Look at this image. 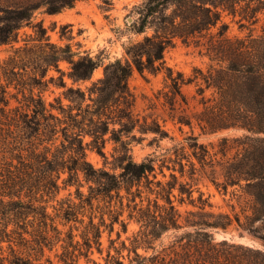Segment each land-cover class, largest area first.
<instances>
[{"label": "trees", "instance_id": "16d2710c", "mask_svg": "<svg viewBox=\"0 0 264 264\" xmlns=\"http://www.w3.org/2000/svg\"><path fill=\"white\" fill-rule=\"evenodd\" d=\"M77 1L0 0V45L14 48L0 64V79L5 81L0 82V264H34L30 254L19 249H36L42 256L44 247L51 249L59 241L63 242L61 264H82L81 257L83 264L233 262L232 253L217 246L236 244L226 238L216 241L213 235L215 230L231 228L264 246V0H141L133 5L128 24L141 38L129 41L125 58L108 62L104 75L84 88L80 84L91 79L100 60L73 50L70 44L51 43L42 20L34 22L37 11L54 14ZM231 23L237 25L236 33H231ZM23 27L33 33L15 46ZM177 41L198 48L208 59L206 68L194 67L185 75L168 66L164 52ZM61 61L69 64L67 75L73 85L64 80ZM17 68L30 70L25 81L16 76ZM51 68L61 75L46 78ZM134 70L142 75L163 74L166 90H159L156 97L163 96L162 104L168 106L170 119L179 129L190 128L187 146L175 144L165 153L152 152L140 160L133 157L134 129L141 135L153 134L152 140L168 137L158 118L148 121L144 116L141 121L133 112L135 96L128 79ZM49 83L65 88L67 103L60 96L47 102L41 90L34 93L36 86L43 89ZM190 84L195 86L199 106L195 110L182 91ZM10 86L22 93V104L9 107ZM178 107L182 113H176ZM194 126L200 134L235 133L222 136L216 144H204L194 135ZM108 140L114 143L111 160L104 150ZM88 150L103 158L101 166L88 160ZM201 178L230 194V211L207 210L212 204L198 189V196H193ZM73 185L78 202L62 199L57 212L50 213L48 202ZM84 185L87 193L81 190ZM175 201H187L196 209L185 210L181 221ZM101 202L110 221H105V212L98 222L89 214L81 241L75 239L73 226L84 223L79 215L86 206L92 209ZM125 209L139 228L127 237L129 246L125 240L117 246L119 232L116 238L110 233L118 221L126 230L124 220H119ZM57 218L69 225L65 237L60 236ZM103 225L109 227V246L100 263L90 255L94 245L102 254ZM181 228L191 230L157 248L155 242L163 234ZM3 243L8 255H3ZM138 248L150 253H140ZM254 250L264 258L263 249Z\"/></svg>", "mask_w": 264, "mask_h": 264}, {"label": "rangeland", "instance_id": "374dc122", "mask_svg": "<svg viewBox=\"0 0 264 264\" xmlns=\"http://www.w3.org/2000/svg\"><path fill=\"white\" fill-rule=\"evenodd\" d=\"M141 0H78L72 8H67L61 12L54 14L41 13L37 11L35 13L34 22L42 20L43 26L47 30V35L51 43L57 45L70 44L72 49L80 52H88L90 55L98 58L100 60V65L94 70L91 79L89 81L81 83V87H85L90 84V81L96 80L104 75L105 65L113 61L116 58H125L124 47L131 40H138L141 35L134 34L130 29L128 24L132 21L128 20L131 17V9L134 4L140 2ZM4 3V2H3ZM231 33L237 32V25L231 23ZM33 30L30 27H23L19 31V40L15 46L22 45L24 43L26 35L32 34ZM13 47L9 44L0 45V64L4 65L6 60L10 55L13 54ZM164 58L168 66L172 67L175 71H181L185 75L191 74L194 67H200L202 69L206 68V63L208 61L207 57L202 55L198 48L193 45H185L180 41H177L174 46L169 47L164 52ZM59 68L63 72V78L67 85H73L71 78L67 75L69 70V64L66 61H61L59 63ZM17 77H20L23 81L29 75L30 70L25 73V69L17 68ZM1 73V71H0ZM53 75L55 78L61 75L60 72L51 68L46 78ZM0 82L4 83V78L1 77ZM128 85L130 90L135 96V104L133 107V112L138 114L140 120L144 116L150 121L151 117L158 118L161 124H164V128L168 131V137L161 140H152L153 134L141 135L136 129L134 133L135 138H131L132 155L136 160H140L145 155L154 152L155 154L165 153L167 148L172 147L175 144L187 146V137L190 134V128L187 125H182V129H179V125L175 124L170 119V109L168 106L162 104L163 96L157 99L156 95L159 90H166L164 87L165 80L162 73L157 75L145 72L144 75L140 74L136 70L128 79ZM76 86V84H74ZM42 88V87H41ZM39 87L34 88V93L41 90L42 97L47 101L54 102V98L60 96L63 103H67V100L63 97V91L65 88L55 85L54 83H49L47 86H43V89ZM7 97L9 99V107H14L23 103V95L13 86L8 87ZM182 91L188 97L191 109H198L197 96L195 94V86L193 84L182 86ZM27 92V90H26ZM206 94H209L207 91ZM182 113V107L176 109V113ZM189 114L191 111L186 110ZM165 120V121H163ZM194 135H197L198 142L204 144H216V142L225 135H232L235 132L231 130L220 131L212 134H200V130L197 126H194ZM85 140H89V136L85 137ZM25 146V145H24ZM114 143L108 140L105 145L106 154L111 160L110 152L113 151ZM25 155V150H22ZM88 160L96 167L103 164V158L95 151H87ZM16 162V161H15ZM109 166V165H108ZM168 174V171L166 170ZM178 175V172H176ZM65 176V175H63ZM160 178L161 175H158ZM203 193V197H207L208 201L212 204L211 207L206 206V209L213 212H225L230 211L228 203L230 202V194H225L222 190H218L207 178H201L194 185L193 196L196 198L199 191ZM84 193H87V185L81 187ZM68 192L71 195L68 196ZM70 197L75 203L78 199L75 195V186H70L66 189H61L55 199L48 202V211L52 214L57 212L59 208V201L62 199ZM177 203V201H175ZM112 204H115L114 202ZM178 204V203H177ZM118 210V203L115 207ZM178 208L182 214L181 221L184 218L185 210L196 209L193 208L187 201L182 204H178ZM56 209V210H55ZM106 204L101 202L99 207L93 206L90 209L88 206L84 209V214L79 215L84 219V223L81 225L76 223L78 227L73 226L72 231L75 234V239L81 241L80 233L83 225L88 221V215L92 214L94 216V221H99L100 213H104V219L108 223L110 221L111 215L107 212ZM119 220H124L126 223V230L123 229L121 223L115 222L113 224V230L110 233L111 238L117 237V232H119L120 237L116 240L115 245L118 246L120 240H125L127 246L130 245L127 237L131 236L133 232H136L139 228L138 223L128 218V210L125 209L123 213L119 216ZM56 224L60 230H62L61 238L66 236V232L69 229V225H63L59 218L56 219ZM73 224V223H72ZM102 235V254L99 253L93 246L91 253V258L96 261L103 263L104 256L106 255V250L109 246V227L101 226ZM191 230L190 228H181L177 231H169L163 234V236L155 242L158 249L161 246L169 245L175 238V236L183 234L185 231ZM215 240H221L226 238L229 243H235L236 247L228 248L227 246L219 245L217 249L226 252L229 250L234 259L233 262L223 261L220 264H264V258L258 254L254 249H263L264 246L257 240H253L248 234L240 236L238 231L234 228L229 229L227 232L213 231ZM63 242L59 241L54 243L53 247L49 249L44 247V253L40 256V252L36 249H19L23 254H30L34 264H50L47 259L51 260L52 264H61L59 260V254L62 251L61 244ZM3 255H8V249L6 248V243H3ZM253 250H252V249ZM111 253H115L114 249H110ZM140 253L149 254L145 252L143 248H138ZM124 255L127 254V250L122 251ZM39 256V257H38ZM35 258H38L36 260ZM222 258V257H221ZM80 263H85L84 257L79 259Z\"/></svg>", "mask_w": 264, "mask_h": 264}, {"label": "water", "instance_id": "95a60500", "mask_svg": "<svg viewBox=\"0 0 264 264\" xmlns=\"http://www.w3.org/2000/svg\"><path fill=\"white\" fill-rule=\"evenodd\" d=\"M128 20H131V17H129Z\"/></svg>", "mask_w": 264, "mask_h": 264}]
</instances>
